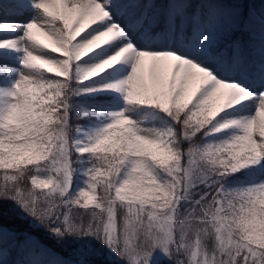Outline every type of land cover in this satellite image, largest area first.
I'll list each match as a JSON object with an SVG mask.
<instances>
[{
  "label": "snow or ice",
  "instance_id": "snow-or-ice-1",
  "mask_svg": "<svg viewBox=\"0 0 264 264\" xmlns=\"http://www.w3.org/2000/svg\"><path fill=\"white\" fill-rule=\"evenodd\" d=\"M0 264H264V0H0Z\"/></svg>",
  "mask_w": 264,
  "mask_h": 264
},
{
  "label": "trees",
  "instance_id": "trees-1",
  "mask_svg": "<svg viewBox=\"0 0 264 264\" xmlns=\"http://www.w3.org/2000/svg\"><path fill=\"white\" fill-rule=\"evenodd\" d=\"M2 212L3 215V223L8 226H16V227H23L27 228L28 223L22 222L18 218L19 209H16L14 205H12L9 202H5L3 205ZM33 231L34 235L42 238L45 240L46 243H48L50 246L54 247L56 251L61 252V254L66 255V253L62 252V250L56 246L55 241L51 239H47V234L43 228H35L31 229Z\"/></svg>",
  "mask_w": 264,
  "mask_h": 264
},
{
  "label": "rangeland",
  "instance_id": "rangeland-1",
  "mask_svg": "<svg viewBox=\"0 0 264 264\" xmlns=\"http://www.w3.org/2000/svg\"><path fill=\"white\" fill-rule=\"evenodd\" d=\"M257 6L260 5L261 2H256V1H253ZM27 17H25L24 19H26Z\"/></svg>",
  "mask_w": 264,
  "mask_h": 264
}]
</instances>
